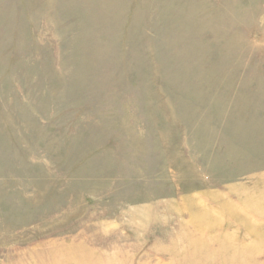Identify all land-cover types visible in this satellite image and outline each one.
<instances>
[{
	"label": "rangeland",
	"instance_id": "obj_1",
	"mask_svg": "<svg viewBox=\"0 0 264 264\" xmlns=\"http://www.w3.org/2000/svg\"><path fill=\"white\" fill-rule=\"evenodd\" d=\"M0 264H264V0H0Z\"/></svg>",
	"mask_w": 264,
	"mask_h": 264
}]
</instances>
